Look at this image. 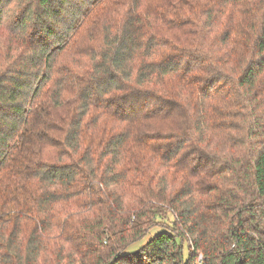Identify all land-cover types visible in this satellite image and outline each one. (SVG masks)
<instances>
[{"label":"trees","instance_id":"obj_1","mask_svg":"<svg viewBox=\"0 0 264 264\" xmlns=\"http://www.w3.org/2000/svg\"><path fill=\"white\" fill-rule=\"evenodd\" d=\"M0 31V264H264V0H0Z\"/></svg>","mask_w":264,"mask_h":264},{"label":"rangeland","instance_id":"obj_2","mask_svg":"<svg viewBox=\"0 0 264 264\" xmlns=\"http://www.w3.org/2000/svg\"><path fill=\"white\" fill-rule=\"evenodd\" d=\"M5 36L2 34L0 31V44L4 42ZM170 219L172 218L171 215H169ZM161 231V227H154L151 232L143 239V242L151 238L154 234L158 233ZM136 244H134L132 247L134 248Z\"/></svg>","mask_w":264,"mask_h":264}]
</instances>
